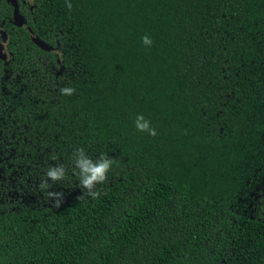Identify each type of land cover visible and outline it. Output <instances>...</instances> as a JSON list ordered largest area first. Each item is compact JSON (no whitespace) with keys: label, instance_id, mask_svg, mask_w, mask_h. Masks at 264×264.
<instances>
[{"label":"trees","instance_id":"1","mask_svg":"<svg viewBox=\"0 0 264 264\" xmlns=\"http://www.w3.org/2000/svg\"><path fill=\"white\" fill-rule=\"evenodd\" d=\"M18 8L54 52L0 0V264H264V0Z\"/></svg>","mask_w":264,"mask_h":264},{"label":"clouds","instance_id":"2","mask_svg":"<svg viewBox=\"0 0 264 264\" xmlns=\"http://www.w3.org/2000/svg\"><path fill=\"white\" fill-rule=\"evenodd\" d=\"M71 7V5H68ZM143 43L146 45H151L152 41L148 36H144L142 38ZM64 94L71 95L74 91L73 89L65 88L61 90ZM136 128L139 131H146L149 135L155 136L156 131L154 128L150 127V122L145 120L143 115H138L136 120ZM103 159V158H102ZM112 161L104 160V162L99 163L98 165H93L91 162V159L88 161H78L76 163V166L80 169L81 174V185L83 188H86L89 190V195L93 196L95 198L98 196V193H94L91 190L95 187L97 183H102L106 179L107 172L109 171V168L111 166ZM48 177H51L52 180H58L62 179L64 176V170L63 168L60 169L59 175L56 171L49 170L46 174ZM41 188L46 187L47 183L43 182L41 183ZM53 197L60 196L62 194L60 193H50Z\"/></svg>","mask_w":264,"mask_h":264},{"label":"water","instance_id":"3","mask_svg":"<svg viewBox=\"0 0 264 264\" xmlns=\"http://www.w3.org/2000/svg\"><path fill=\"white\" fill-rule=\"evenodd\" d=\"M18 1L19 0H6L7 3L11 4L13 6V24L16 27L22 28L25 30L31 39L32 43L37 46L39 49L45 52H54V49L47 46L44 42H42L33 32L32 30L28 27L26 24L24 18L19 14L18 11ZM0 58H7V56L3 53L0 52Z\"/></svg>","mask_w":264,"mask_h":264},{"label":"flooded vegetation","instance_id":"4","mask_svg":"<svg viewBox=\"0 0 264 264\" xmlns=\"http://www.w3.org/2000/svg\"><path fill=\"white\" fill-rule=\"evenodd\" d=\"M22 1H24V2H30L31 0H22ZM0 32H2V35L6 36V32H4V31H0ZM5 43L0 42V52L2 53V51H3V54H5L7 56V54L5 53L6 52V44Z\"/></svg>","mask_w":264,"mask_h":264},{"label":"rangeland","instance_id":"5","mask_svg":"<svg viewBox=\"0 0 264 264\" xmlns=\"http://www.w3.org/2000/svg\"><path fill=\"white\" fill-rule=\"evenodd\" d=\"M2 53H3V51H2Z\"/></svg>","mask_w":264,"mask_h":264}]
</instances>
